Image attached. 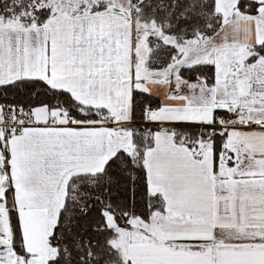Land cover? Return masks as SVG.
I'll use <instances>...</instances> for the list:
<instances>
[{
    "label": "snow or ice",
    "instance_id": "obj_1",
    "mask_svg": "<svg viewBox=\"0 0 264 264\" xmlns=\"http://www.w3.org/2000/svg\"><path fill=\"white\" fill-rule=\"evenodd\" d=\"M0 264H264V0H0Z\"/></svg>",
    "mask_w": 264,
    "mask_h": 264
}]
</instances>
